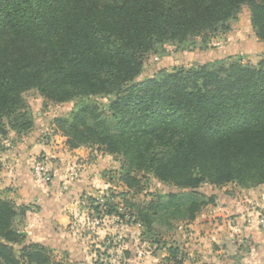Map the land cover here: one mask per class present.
Returning a JSON list of instances; mask_svg holds the SVG:
<instances>
[{
  "label": "trees",
  "instance_id": "16d2710c",
  "mask_svg": "<svg viewBox=\"0 0 264 264\" xmlns=\"http://www.w3.org/2000/svg\"><path fill=\"white\" fill-rule=\"evenodd\" d=\"M242 6L264 41V0H0V134L33 128L27 90L54 103L110 97L108 114L84 102L54 124L69 148L120 155L127 191L142 190L144 173L175 188L128 203L131 222L147 228L193 220L212 201L204 183L263 184L264 58L139 78L158 43L227 32ZM26 210L0 197V264H60L47 246L23 243L15 222ZM166 250L178 263L179 248Z\"/></svg>",
  "mask_w": 264,
  "mask_h": 264
},
{
  "label": "crops",
  "instance_id": "0c3cea01",
  "mask_svg": "<svg viewBox=\"0 0 264 264\" xmlns=\"http://www.w3.org/2000/svg\"><path fill=\"white\" fill-rule=\"evenodd\" d=\"M32 129L0 137V197L27 208L15 222L23 243L47 246L59 254L60 264H93L92 245L107 231L123 228L108 223L115 222L113 216L101 211L104 153L87 146L69 148L61 135L40 140ZM39 158L47 161V182L33 175ZM211 196L193 220L178 226L182 236L176 264H264V183L252 188L227 183ZM136 254L132 251L129 264H146L148 255ZM166 256L167 250L163 259L172 264Z\"/></svg>",
  "mask_w": 264,
  "mask_h": 264
},
{
  "label": "rangeland",
  "instance_id": "374dc122",
  "mask_svg": "<svg viewBox=\"0 0 264 264\" xmlns=\"http://www.w3.org/2000/svg\"><path fill=\"white\" fill-rule=\"evenodd\" d=\"M230 27L227 32L218 33L204 39L190 37L182 42L163 41L158 43L150 52L144 55L139 78L160 75L163 71L170 72L178 67L193 69L201 65L213 66L229 61H239L256 66L264 58V46H261V42L254 38L255 35L246 6L241 7L237 18L230 22ZM22 97L25 110L34 123L32 130L36 138L40 140L47 137L53 138L55 135H58V137L63 136L54 124L55 118L69 119L71 113L84 102H94L103 113H107L110 100V97L106 95H94L75 97L66 102L54 103L45 100L35 89L25 91ZM4 135L0 134V137ZM0 146H2L1 141ZM91 148L92 152L97 149L96 147ZM98 150L104 153L102 156L106 164L102 171L106 189L103 194L105 200L100 204L101 211L106 217L113 216L112 219L115 222L110 219L108 223L123 224V228L119 229V232L107 231L100 241L92 245L94 259L115 264H119V262L129 264L132 251H137L138 254L136 255L138 256L148 255L147 262L143 260L146 264H168L164 261L163 256L166 255L167 247L176 246L178 243L181 235V229L178 226L182 222H173L171 227L154 223L150 228L132 223V217L130 216L134 209L128 203L149 202L157 197L165 198L166 193L175 188L157 180L149 173H144L141 177L142 190L139 192L127 191L120 180V176L124 172V169H122L123 158L118 154L104 156L107 153L102 149ZM35 160H39L45 167L47 166L45 159ZM214 189V186L206 183L199 187V190L206 196H210ZM106 202L107 208L103 205ZM112 205L116 208V212L123 213L124 217H120L116 212L107 214L108 206ZM54 257L56 260L60 259L59 254ZM171 262L176 264L174 261Z\"/></svg>",
  "mask_w": 264,
  "mask_h": 264
},
{
  "label": "built area",
  "instance_id": "2783aa9c",
  "mask_svg": "<svg viewBox=\"0 0 264 264\" xmlns=\"http://www.w3.org/2000/svg\"><path fill=\"white\" fill-rule=\"evenodd\" d=\"M33 175L36 179H39L42 182H47L50 180L48 175V171L44 164L41 163L39 160H35L33 167H32ZM262 224L264 226V218L262 219Z\"/></svg>",
  "mask_w": 264,
  "mask_h": 264
}]
</instances>
